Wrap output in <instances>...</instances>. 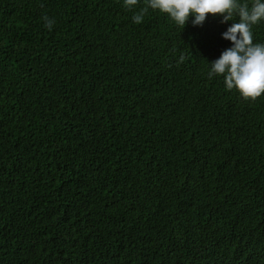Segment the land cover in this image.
Masks as SVG:
<instances>
[{
	"label": "trees",
	"instance_id": "16d2710c",
	"mask_svg": "<svg viewBox=\"0 0 264 264\" xmlns=\"http://www.w3.org/2000/svg\"><path fill=\"white\" fill-rule=\"evenodd\" d=\"M145 7L0 0V264H264V94L208 78L239 17Z\"/></svg>",
	"mask_w": 264,
	"mask_h": 264
},
{
	"label": "clouds",
	"instance_id": "9594fccd",
	"mask_svg": "<svg viewBox=\"0 0 264 264\" xmlns=\"http://www.w3.org/2000/svg\"><path fill=\"white\" fill-rule=\"evenodd\" d=\"M139 0H124L131 9ZM147 7L135 13L132 20L141 24L148 9L167 14L177 25L185 27L190 18L193 26H202L208 16L222 17L221 23L233 21L222 34L232 47L225 49L210 65L208 78L223 76L226 89H235L245 100H256L264 94V44H254L251 27L264 20V2L253 0L251 6L238 0H146ZM52 30L54 21L43 17Z\"/></svg>",
	"mask_w": 264,
	"mask_h": 264
}]
</instances>
